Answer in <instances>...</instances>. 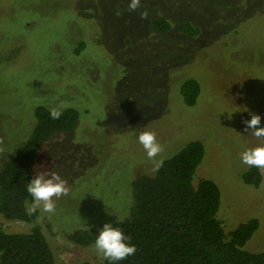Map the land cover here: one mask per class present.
I'll return each instance as SVG.
<instances>
[{"label": "rangeland", "instance_id": "obj_1", "mask_svg": "<svg viewBox=\"0 0 264 264\" xmlns=\"http://www.w3.org/2000/svg\"><path fill=\"white\" fill-rule=\"evenodd\" d=\"M128 4L0 0V171L33 133L38 106L79 112L72 132L54 133L41 148L32 174L58 173L69 194L55 200L54 214L38 209L33 222L0 215V228L29 232L39 225L55 264H104L94 244L75 237L98 235L127 216L132 180L153 174L137 139L151 131L163 146L157 159L192 140L204 144L195 183L207 178L219 187L226 231L259 220L244 249L263 252L264 170L258 187L246 183L250 167L240 153L260 144L242 120L255 113L264 126V0H141L131 13ZM144 10L149 18L141 20ZM157 17L174 23L170 32L152 27ZM181 19L200 34L181 33ZM189 77L201 83L191 107L178 91Z\"/></svg>", "mask_w": 264, "mask_h": 264}, {"label": "trees", "instance_id": "obj_2", "mask_svg": "<svg viewBox=\"0 0 264 264\" xmlns=\"http://www.w3.org/2000/svg\"><path fill=\"white\" fill-rule=\"evenodd\" d=\"M151 25L158 32L168 33L174 23L157 17L151 19ZM177 29L189 37L200 34V28L187 19H181ZM83 48L80 44L74 52L78 54ZM178 91L187 106H194L201 93V83L195 77H189L179 85ZM61 112L59 119H52L48 107L38 106L33 133L15 157L3 163L0 215L4 219L22 222L37 219L38 210L33 215L27 213V206L32 203L27 184L32 180L35 160L54 133L72 132L79 121V112L75 108ZM204 155L205 146L201 141H189L164 158L158 172L132 180L134 195L129 213L111 225L131 238L126 242L135 245L137 252L122 261L104 259V264H264V251L257 253L244 249L257 231L259 220L253 218L226 231L218 218L219 187L207 178L195 183ZM244 179L258 187L262 176L257 168L251 167ZM96 236L92 232H80L75 241L83 245L94 244ZM55 261L39 225H34L29 232H6L0 228V264H55Z\"/></svg>", "mask_w": 264, "mask_h": 264}, {"label": "clouds", "instance_id": "obj_3", "mask_svg": "<svg viewBox=\"0 0 264 264\" xmlns=\"http://www.w3.org/2000/svg\"><path fill=\"white\" fill-rule=\"evenodd\" d=\"M141 7V0H129L128 12H135ZM121 15L119 10L115 13ZM149 18V12L144 10L140 12V19ZM62 112L57 108L50 109L52 119H59ZM250 119L242 120L244 131L257 139L260 144L249 148L240 153V159L248 167H255L264 170V126L261 124V116L255 113H249ZM138 143L142 145L149 160L152 161L151 171L156 173L163 167L164 160L157 159L163 152V146L157 141L156 133L151 131H141L138 134ZM2 142V141H0ZM67 180L63 179L56 172L37 173L34 179L27 184V192L32 197V203L27 207V213L33 215L38 209L44 213L54 214L56 211L55 200L69 194ZM123 231L111 224H105L96 236L94 247L98 253L102 254L106 260L122 261L129 256L135 255L137 248L126 241H130Z\"/></svg>", "mask_w": 264, "mask_h": 264}]
</instances>
